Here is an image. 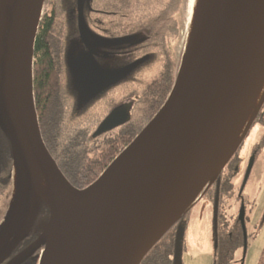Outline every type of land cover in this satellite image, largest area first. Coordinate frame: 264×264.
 <instances>
[{
    "label": "water",
    "instance_id": "1",
    "mask_svg": "<svg viewBox=\"0 0 264 264\" xmlns=\"http://www.w3.org/2000/svg\"><path fill=\"white\" fill-rule=\"evenodd\" d=\"M33 4L34 0H0V128L11 147V173L18 169L22 187L16 213L0 229V264H21L37 250L38 264H140L216 178L259 110L264 95L235 149L220 164L264 74V0H210L188 47L185 43L161 107L84 188L66 178L40 132L32 74L40 16L34 24ZM77 13L84 39L83 0H78ZM121 71L105 73L91 64L84 74V90L95 92ZM127 119V107L117 108L92 136ZM40 180L44 189L37 194ZM42 198L48 208L45 226L6 260L29 235ZM238 217L243 264V206ZM181 234L178 226L177 253Z\"/></svg>",
    "mask_w": 264,
    "mask_h": 264
},
{
    "label": "flooded vegetation",
    "instance_id": "2",
    "mask_svg": "<svg viewBox=\"0 0 264 264\" xmlns=\"http://www.w3.org/2000/svg\"><path fill=\"white\" fill-rule=\"evenodd\" d=\"M77 3L78 0L70 8L71 12L66 14L40 16L36 37L44 26V17L52 19L50 25L44 32L42 31L37 43L35 37L33 72L37 82L41 68V50H39L41 47L38 44L41 41L51 53L55 79L65 99L75 104L77 109L85 103L89 104L84 108H92L95 105L99 120L94 131L113 110L126 106L127 121L98 135L103 137L115 133L125 124H130L132 117L144 116L145 110L138 112L141 102L159 100L175 71L174 59L182 54V43H173L169 55H166L164 49L158 51L155 38L152 39L153 46L150 47L149 43L146 44V40L141 38L143 35L133 30H119L120 23L117 20L119 16L102 13L99 9H93L95 13H87L86 9L92 10V8L86 4V0H83V19L86 26L83 39L78 28ZM73 8L75 13L72 12ZM91 64L105 73L122 71L95 92L87 94L83 87L84 74ZM177 70L178 67L173 75L172 85ZM259 171L264 175V99L232 158L228 160L222 172L210 182L207 192L202 196L211 202L212 207L213 264L226 261L232 232L238 226L242 231L238 217L241 206L244 209L246 225V222L250 221L249 215L259 206V200L264 196V176L260 177L261 179L254 176ZM262 204L264 205V201ZM182 218L166 234L175 231L176 235ZM238 249L240 255L237 256L235 253L233 260L236 262L241 261L243 238L242 245L236 249V252ZM14 255L7 257L6 260ZM176 256L177 251L175 258Z\"/></svg>",
    "mask_w": 264,
    "mask_h": 264
},
{
    "label": "trees",
    "instance_id": "3",
    "mask_svg": "<svg viewBox=\"0 0 264 264\" xmlns=\"http://www.w3.org/2000/svg\"><path fill=\"white\" fill-rule=\"evenodd\" d=\"M188 1L86 0V4L92 8V10L86 9V12L91 14L95 13L93 9H99L102 13L106 12L110 15L119 16L117 19L120 23L119 30H133L143 35L141 38H144L150 47L153 46L152 39L155 38V46H157L158 51L164 49L166 55H169L173 43L181 42L183 54L185 44L183 30L188 13ZM75 2L76 0H44L41 15L66 14L71 12L70 8ZM72 12L75 13L74 8ZM51 19L44 17L43 30L41 29V33L36 37V43L42 31L44 32L45 28L50 25ZM38 45L41 47V49L37 48L41 50V68L37 75V82L33 72V92L40 132L46 147L66 178L75 187L84 188L100 175L110 161L135 137L165 101L172 87L173 75L179 67L182 54L174 59L175 71L159 100L139 104L138 112L145 110L144 116H134L130 124L121 126L113 134L100 137L92 136L99 120L95 105L92 108H84L89 104L85 103L77 109L75 104L65 99L55 79L51 53H49L45 43L40 41ZM145 92L147 93L146 90ZM12 165L13 158L9 139L0 128V221L4 217L11 199L10 173ZM209 186L210 184L201 197L205 195ZM43 207L47 221L48 208L45 201ZM42 228L40 230L30 228L29 235L17 244L8 257L26 247L37 237ZM242 238V231L238 226L232 232L228 257L226 261H221V264L233 262L236 249L242 245ZM176 251L175 231H169L153 246L140 264H174ZM39 253L40 250H37L21 264H37Z\"/></svg>",
    "mask_w": 264,
    "mask_h": 264
},
{
    "label": "rangeland",
    "instance_id": "4",
    "mask_svg": "<svg viewBox=\"0 0 264 264\" xmlns=\"http://www.w3.org/2000/svg\"><path fill=\"white\" fill-rule=\"evenodd\" d=\"M189 3L190 0L188 1V10L190 6ZM187 19L188 13L186 15L185 28L183 30L184 43L187 41ZM253 133L254 130L252 134ZM247 142L248 140L246 143ZM261 172L262 171H259L254 176L259 179L263 178L264 175ZM257 184L259 183L257 182ZM44 201L45 200L43 198L40 199L37 215L32 221L31 229L40 230L47 222V215L43 207ZM259 201V206L256 207L252 214L249 215L250 221L246 222V231L248 236L243 264H264V205L262 204L264 201V196H262L261 200ZM211 213V202L206 197L197 199L186 210L181 222L182 234L174 264H213V234ZM3 219L4 218H2V220ZM2 220L0 221V224ZM236 254L237 256L240 255V249H238ZM230 264H240V262L233 261Z\"/></svg>",
    "mask_w": 264,
    "mask_h": 264
},
{
    "label": "bare ground",
    "instance_id": "5",
    "mask_svg": "<svg viewBox=\"0 0 264 264\" xmlns=\"http://www.w3.org/2000/svg\"><path fill=\"white\" fill-rule=\"evenodd\" d=\"M210 0H190V6H189V10H188V21H187V26H186V30H187V47L188 44L190 43L192 36L195 33V30L199 24V21L201 19V17L203 16V13L205 12L208 4H209ZM42 3V0H34V4L31 10L32 13V17L34 19V24H36L39 16H40V12H41V7L40 4ZM264 95V74L260 80V83L258 84L253 96L251 97V99L248 101V103L246 104L239 120L237 123V126L233 132V136L231 138V141L226 149V152L223 156L222 161L220 162V164H222L233 152V150L235 149L236 145L238 144L239 140L241 139L242 135L245 132V129L248 125V123L251 121L252 116L254 115V112L256 110V108L258 107L260 100L262 99ZM136 169L140 168V165L135 167ZM216 171V170H215ZM11 185H12V196H11V200H10V204L8 206V211L7 214L5 216V218L2 220L1 224H0V229L4 228L5 226L8 225V223H10V220L12 218V216L16 213L20 202H21V197H22V193H21V177L19 174L18 169L15 167L12 170L11 173ZM44 189V183L43 181H39L37 183V186L35 187V192L37 194L41 193ZM83 202V201H82Z\"/></svg>",
    "mask_w": 264,
    "mask_h": 264
}]
</instances>
